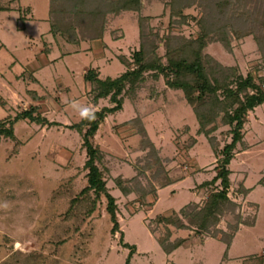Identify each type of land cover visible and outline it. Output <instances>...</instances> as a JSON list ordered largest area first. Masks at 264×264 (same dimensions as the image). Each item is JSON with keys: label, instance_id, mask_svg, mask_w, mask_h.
<instances>
[{"label": "rangeland", "instance_id": "rangeland-1", "mask_svg": "<svg viewBox=\"0 0 264 264\" xmlns=\"http://www.w3.org/2000/svg\"><path fill=\"white\" fill-rule=\"evenodd\" d=\"M231 1L237 16L246 14L241 32L253 24L258 34H264L259 23L264 16L257 10L250 12L251 2L261 7L262 0H240L239 6L237 0ZM2 4L12 9L0 10V119L8 122L36 106L35 114L48 121L19 120L14 125L15 137L1 140L0 205L7 202L8 207H0V264H125L131 251L126 244L139 250L133 253L131 264H260L264 253V105L249 112L244 142L229 165V195L240 206L225 214L217 227L231 232L239 213L255 224L240 225L227 257L220 234L203 236L170 226L171 239H183L170 254L158 241L166 234V226L155 223L156 217L180 211L188 203L204 202L215 186L200 184L218 172L213 145L197 132L192 106L183 91L167 86L163 76L155 80L147 73L136 100L125 95L123 109L108 115L94 137L105 154L107 185L117 200L120 230H112L106 196L90 216L71 203L88 183L82 135L69 127L81 120L72 103L94 111L112 105L109 98L93 103L85 72L95 68L102 78H114L126 71L141 46V17L147 18L143 20L146 43L155 41L161 56L166 53L167 35L197 38L202 30L199 21L205 16L201 0L177 15L172 13V0H142L139 12L109 14L102 39L86 38L80 44L51 32L50 0H0ZM229 39L231 49L214 40L206 52L225 66H236L243 75H263V52L255 36L231 34ZM178 42L179 38L174 43ZM140 120L147 137L140 133ZM229 129L221 125L213 133L221 148L231 141ZM154 152L168 175L188 177L161 188L157 178L161 180L163 172L157 177ZM138 170L145 173L140 174L139 183L130 184L135 192L125 195L115 179H131ZM242 185L251 189L248 195L241 192ZM152 186H157V193L143 199L141 189Z\"/></svg>", "mask_w": 264, "mask_h": 264}, {"label": "trees", "instance_id": "trees-1", "mask_svg": "<svg viewBox=\"0 0 264 264\" xmlns=\"http://www.w3.org/2000/svg\"><path fill=\"white\" fill-rule=\"evenodd\" d=\"M196 1L198 0H172L173 15L180 14L184 8L190 7ZM261 3L264 4V0ZM201 4L204 5L205 16L199 21L202 30L197 38L186 39L185 37L167 35L165 40L166 53L161 56L155 41H150V44L146 43L148 34L145 32L143 20L147 18L141 17L139 19L141 46L133 53V60L130 65H127L126 71L114 78L110 76L102 78L99 70L95 68H89L85 72V81L92 85L90 92L93 103L97 105L100 99L109 98L112 105L95 110L94 120L81 119L79 122L69 125L71 129L77 130L82 135V147L87 154L84 167L88 170L87 185L78 196L71 200V203L79 211H84L86 215L90 216L96 210L101 197L106 196L108 200L107 210L114 223L112 230L113 232L120 230L117 218V200L107 185L106 171L108 168L104 164L105 154L99 145L95 144L94 137L108 115L123 109L125 95L136 100L138 92L146 83L147 73L152 74L151 76L155 80L163 76L167 81V86L174 90L183 91L185 100L192 106L199 123L197 132L205 134L213 145L218 158V172L212 180L200 184V187L215 186L204 202L188 203L180 211H173L156 217L155 223L166 226V234L159 237L158 241L164 251L170 254L183 244V239L176 242L171 239L172 230L170 226L176 229L193 230L196 234L203 236L216 237L220 234V239L227 245L225 253L227 257L228 250L240 225L255 224V220L248 221L242 218L239 213L235 217V223L231 225V232L217 227L225 214L235 212L240 206L229 195L232 183L229 165L239 145L244 142V128L249 112L260 105H264V74L259 76L252 73L243 75L236 66L221 64L205 49L214 40L221 41L225 47L231 49L229 39L231 34L238 37L254 35L264 58V34H258L253 24L250 29L244 27L241 32L239 26L244 24L246 19V17L244 19V15L246 14L240 13V17L237 16L238 10L232 7L234 3L231 0H201ZM236 4L239 6L240 0H237ZM251 4L253 5L250 9L251 13L257 10L261 16H264V6L258 7L255 5L256 2H251ZM11 9L10 6L0 5V10ZM141 9L142 0H50L51 32L54 35L60 33L61 37L77 44L86 38L102 39L109 14H118L122 10L139 12ZM245 9L248 10L246 7ZM259 19L260 17L257 20ZM259 23L264 27V20L262 22L259 20ZM77 36H80V39ZM178 38L179 42L174 43ZM35 96L38 97L36 93ZM37 110L36 106H32L19 112L8 122L0 119V143L3 137H15L14 125L19 120L29 118L41 124L48 121L39 113L35 114ZM134 121L135 119H132L130 122ZM140 124V133L147 137L148 133L142 120H140ZM221 125L230 126L228 132L231 134V141L222 148L215 143L213 136V133ZM151 144L155 148L150 141ZM154 153L156 163L159 165L157 177L163 172L162 179L157 178L161 188L182 179L168 175L160 156L156 152ZM144 173L145 171L138 170L137 175L131 179L120 176L115 181L119 189L125 195H129L135 192L134 187L130 184L132 182L139 183L140 174ZM218 181H220L219 184H217ZM241 188L243 189L241 192L245 195L251 191L244 185ZM156 189L157 186H152L151 190L142 188L140 195L146 199L149 194H156ZM151 231L154 230L151 228ZM126 246L131 251L125 264H131V257L136 251V245L126 244ZM262 256L263 260L260 264L264 263V253Z\"/></svg>", "mask_w": 264, "mask_h": 264}, {"label": "clouds", "instance_id": "clouds-1", "mask_svg": "<svg viewBox=\"0 0 264 264\" xmlns=\"http://www.w3.org/2000/svg\"><path fill=\"white\" fill-rule=\"evenodd\" d=\"M72 108L78 113L79 117L83 120H94L95 119V111L90 106H83L80 105L78 102L73 101ZM0 207L7 208V202H5L3 205H0Z\"/></svg>", "mask_w": 264, "mask_h": 264}, {"label": "crops", "instance_id": "crops-1", "mask_svg": "<svg viewBox=\"0 0 264 264\" xmlns=\"http://www.w3.org/2000/svg\"><path fill=\"white\" fill-rule=\"evenodd\" d=\"M188 177V176H187ZM187 177H185V178H187ZM185 178H183V179H180V180H178L177 182H175V183H173V184H171V185H175L176 183H178V182H180V181H182V180H184ZM168 187V186H167ZM160 190V189H159ZM159 190H158V194H159ZM158 199H159V197H158ZM158 201V200H157ZM157 203V202H156ZM156 203L154 204V205H156ZM154 205L153 206H151V207H154ZM180 248V247H179ZM139 250H138V248L136 249V252H138Z\"/></svg>", "mask_w": 264, "mask_h": 264}]
</instances>
